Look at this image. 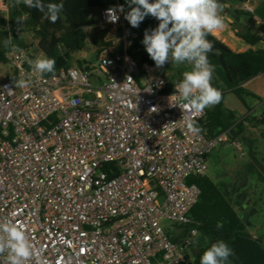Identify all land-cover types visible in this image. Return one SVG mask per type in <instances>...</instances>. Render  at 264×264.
I'll return each instance as SVG.
<instances>
[{
  "label": "built area",
  "instance_id": "1",
  "mask_svg": "<svg viewBox=\"0 0 264 264\" xmlns=\"http://www.w3.org/2000/svg\"><path fill=\"white\" fill-rule=\"evenodd\" d=\"M259 1H219L225 24L243 15L261 26ZM9 13L10 0H0V19ZM99 14V24L121 31V52L106 50L92 71L41 75L30 65L41 55L7 56L14 79L0 81V218L23 227L43 264H184L202 195L189 181L206 177L230 135L189 133L179 93L166 94L167 81L128 56L136 35L122 12L116 23ZM95 72L104 81L92 85ZM19 79L28 87H16ZM162 221L191 231L175 243Z\"/></svg>",
  "mask_w": 264,
  "mask_h": 264
},
{
  "label": "trees",
  "instance_id": "2",
  "mask_svg": "<svg viewBox=\"0 0 264 264\" xmlns=\"http://www.w3.org/2000/svg\"><path fill=\"white\" fill-rule=\"evenodd\" d=\"M50 3L64 5L55 23L45 18L44 14L34 18L30 8L23 2L17 4L16 0H10L8 20L0 19V67L8 65L7 56L13 51L11 46L5 48L3 43L9 35L13 38L12 43L17 46L14 52H31L33 48L28 42L30 38L37 44L36 55L43 54L55 59V70L49 73L50 75L72 68L71 58L84 53L88 46L95 52L96 59L106 50H112L110 55L119 54L121 31L117 33V38H113L109 28L88 20L90 11H104L119 5L124 6L122 15L126 30L136 35V39L128 50V56L139 65L142 74H144L145 66L151 65L152 59L148 53L144 52L142 40L145 30L155 29L159 21L149 15L139 24V27L133 28L125 19L126 13L130 11L127 0H51ZM234 16L235 21L245 17ZM18 19L22 21L18 23ZM237 38L248 46L246 51L235 52L218 38L211 34L207 36V39L213 43V50L208 54L209 61L214 66L212 85L222 92L221 102L213 110L205 108V117L198 123V126L203 129L201 133L207 140H214L226 133H229L233 140H238L244 135L246 120L239 124L236 122L233 127L229 123H224V97L231 94L239 101H243L245 97H249L245 94L244 87L264 76V47L257 50L260 46H264V34L245 26L243 32L237 34ZM85 63H87L86 66ZM78 67L82 72L89 71L86 60L79 62ZM182 79L167 82L165 93H175V85ZM248 111L249 116L251 111ZM231 118L234 119V115ZM251 143L244 141L247 147H250ZM107 170H110V167ZM189 185H196L202 193L198 205L192 212V218L199 225L204 237V244L199 251L196 264H200L204 251L218 240H223L233 250V255L228 258L226 264H264L263 240L247 233L245 220L229 203L225 194L226 186L215 184L206 177H194L189 181ZM217 222H223V227L218 229ZM190 231L191 229L185 228L182 236L175 235L171 239L178 243L188 236ZM190 261L191 257L188 253L184 264H190Z\"/></svg>",
  "mask_w": 264,
  "mask_h": 264
},
{
  "label": "clouds",
  "instance_id": "3",
  "mask_svg": "<svg viewBox=\"0 0 264 264\" xmlns=\"http://www.w3.org/2000/svg\"><path fill=\"white\" fill-rule=\"evenodd\" d=\"M23 2L29 8L42 12L45 18L55 23L62 12L63 3H47L43 0H16ZM130 7L125 19L133 27L147 16L159 21L155 29L145 30L142 43L149 57L161 68L167 62L175 64L187 63L191 70L183 72V79L175 85L182 101L180 108L187 110L182 118L186 129L193 135H199L203 129L198 126L197 117L203 114L205 108L215 106L222 100V92L212 85L214 66L210 63L208 54L213 50V43L207 36L216 30L223 29L225 21L222 16L223 5L219 0H127ZM135 5V7H132ZM117 9L124 12V6H114L106 10L108 22L119 20ZM20 19L17 20L19 23ZM12 36L4 40L5 48L11 46ZM55 59L41 55L35 61H30L34 73H52L55 70ZM29 82L24 79L15 81V86L27 88ZM172 95L169 97V101ZM175 107V104L170 103ZM156 112L157 108L150 109ZM223 227V222H217V228ZM196 235V230H193ZM6 254V256H5ZM233 255V250L223 240H218L204 251L200 264H226ZM0 257H5L3 264H43L36 258V250L22 226L10 219L0 218Z\"/></svg>",
  "mask_w": 264,
  "mask_h": 264
},
{
  "label": "rangeland",
  "instance_id": "4",
  "mask_svg": "<svg viewBox=\"0 0 264 264\" xmlns=\"http://www.w3.org/2000/svg\"><path fill=\"white\" fill-rule=\"evenodd\" d=\"M45 4L50 3L51 0H43ZM264 2L259 1L257 4L261 6ZM31 14L37 18L42 14L35 8H30ZM88 20L92 22H99L100 14L98 11H90ZM233 21L232 18L228 19ZM245 25V22H241ZM255 30L264 34V21L261 26H255ZM235 32L227 30L222 37V42L235 52L241 50L246 51L248 46L235 38H231V34ZM111 37H116V34L111 33ZM29 44L32 46V52L37 53V44L28 38ZM118 41L116 42V44ZM260 46L257 50L262 49ZM86 60L88 62L89 70L96 67V56L93 49L88 46L86 51L82 54L75 55L71 58L72 65L78 67V63ZM151 69L154 76H162L167 82L183 78V72L191 70V66L187 63L175 64L167 62L161 68H157L155 63H151ZM79 68V67H78ZM92 85H97L98 81H104V77L98 76L94 73ZM14 76L8 66L0 67V81H13ZM244 100L239 101L238 98L231 94H227L223 100V114L224 123L231 124L233 127L237 122L247 121L245 124V133L238 140H233L231 143L218 149L215 152V159L208 164V174L206 178L214 181L215 184L226 186L225 194L229 199V203L234 210L241 215L245 220L247 233L260 238L264 243V102L262 96L264 95V76H261L244 87ZM247 106V108L245 107ZM215 106L208 107L207 110H213ZM248 110L251 113L248 116ZM234 115V119L231 116ZM250 117V118H249ZM252 142L250 147L244 144ZM235 143V144H233ZM162 229L173 238L179 232L184 231V227H179L170 222L162 221ZM204 244L203 233L198 228V238L193 243L189 256L191 257L190 264H196L199 256V251Z\"/></svg>",
  "mask_w": 264,
  "mask_h": 264
},
{
  "label": "crops",
  "instance_id": "5",
  "mask_svg": "<svg viewBox=\"0 0 264 264\" xmlns=\"http://www.w3.org/2000/svg\"><path fill=\"white\" fill-rule=\"evenodd\" d=\"M42 14H43V13H42ZM42 14H40V16H41ZM233 16H234V15H232V16L230 17V18L233 19V21H231V20L228 21V22L225 24V26H224L223 29L216 30V31L212 32L211 35L214 36V37H216V38H218L219 40L222 41V37H223V35L225 34V32H226L227 30H232V31H234L235 33H234V34H231V38L236 39V38H235V35L237 36V34L242 33V32H243V28H244L245 26H249V27H251L252 22L250 23L249 20H248L247 18L242 17L241 19H239V21H235V20H234L235 16H234V17H233ZM242 21L245 22V25H242V24H241ZM236 40H238V39H236ZM239 52H244V51L241 50V51H239ZM152 62L155 63L153 60H151V63H152ZM214 154H215V153H214ZM214 154H213V155L211 156V158L209 159V162H213V161H214V159H215V155H214Z\"/></svg>",
  "mask_w": 264,
  "mask_h": 264
},
{
  "label": "water",
  "instance_id": "6",
  "mask_svg": "<svg viewBox=\"0 0 264 264\" xmlns=\"http://www.w3.org/2000/svg\"><path fill=\"white\" fill-rule=\"evenodd\" d=\"M255 15L260 21H264V3L257 8ZM86 65L87 63H85V66Z\"/></svg>",
  "mask_w": 264,
  "mask_h": 264
}]
</instances>
